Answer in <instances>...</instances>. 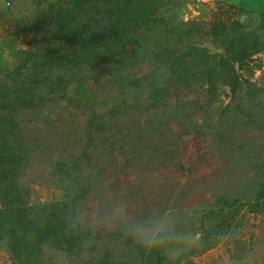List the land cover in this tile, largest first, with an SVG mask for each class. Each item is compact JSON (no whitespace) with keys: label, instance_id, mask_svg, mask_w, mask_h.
<instances>
[{"label":"rangeland","instance_id":"obj_1","mask_svg":"<svg viewBox=\"0 0 264 264\" xmlns=\"http://www.w3.org/2000/svg\"><path fill=\"white\" fill-rule=\"evenodd\" d=\"M104 1L0 0V264H165L112 201L187 212L179 264H264V0H156L105 60Z\"/></svg>","mask_w":264,"mask_h":264},{"label":"clouds","instance_id":"obj_2","mask_svg":"<svg viewBox=\"0 0 264 264\" xmlns=\"http://www.w3.org/2000/svg\"><path fill=\"white\" fill-rule=\"evenodd\" d=\"M91 225L105 224L148 254L162 257L165 264H179L180 258L200 245L198 232L189 214L161 203L144 211L132 213L123 201H112Z\"/></svg>","mask_w":264,"mask_h":264},{"label":"trees","instance_id":"obj_3","mask_svg":"<svg viewBox=\"0 0 264 264\" xmlns=\"http://www.w3.org/2000/svg\"><path fill=\"white\" fill-rule=\"evenodd\" d=\"M79 2L77 3V7H82L84 5V0H78ZM134 0H125V3H123V0H109L108 2L104 1L106 3V7L109 9L108 12V18L111 20L112 17V23H107L109 25L108 32H110L107 36V40L104 41V44L102 47L105 49L102 50L103 56L100 55L101 53L97 51L93 56L96 57H102L101 59L106 58V52L112 54L113 49L117 46L116 41L118 40V44L122 42V40L126 39V42H129L131 38L129 35L133 32L132 27L135 26L136 28H139L143 25H146L147 23L151 22L152 19L155 18V10L152 9V7L155 5L156 0H139L142 1V7L140 9L137 8V11H135V6H130V2ZM138 1V0H137ZM89 7L87 6L85 8V11H88ZM132 12V13H131ZM126 16V19L124 22H121V18ZM121 22V23H120ZM131 22V24H129ZM127 26L129 27V32L128 34L124 35H119L121 33V29H126ZM214 34H218L217 36L223 37L226 35L227 31L224 26H218L213 29ZM99 38L101 36H98V39L96 41H99ZM95 41V42H96ZM224 42V40H223ZM96 46V45H94ZM216 56V55H215ZM214 56V57H215ZM242 58H244L243 54L241 55ZM107 59V58H106ZM2 115V114H1ZM8 155V156H7ZM9 154L6 153L5 150L1 152L0 154V162L3 161V158H8Z\"/></svg>","mask_w":264,"mask_h":264}]
</instances>
